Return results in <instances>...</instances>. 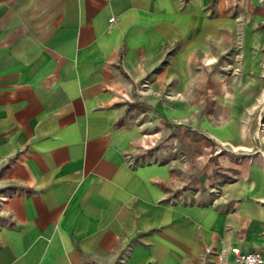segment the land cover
Wrapping results in <instances>:
<instances>
[{"label": "crops", "instance_id": "1", "mask_svg": "<svg viewBox=\"0 0 264 264\" xmlns=\"http://www.w3.org/2000/svg\"><path fill=\"white\" fill-rule=\"evenodd\" d=\"M263 48L264 0H0V264H264Z\"/></svg>", "mask_w": 264, "mask_h": 264}, {"label": "built area", "instance_id": "2", "mask_svg": "<svg viewBox=\"0 0 264 264\" xmlns=\"http://www.w3.org/2000/svg\"><path fill=\"white\" fill-rule=\"evenodd\" d=\"M109 21L112 18L108 19ZM5 200V196L0 195V209ZM236 261L243 264H260L261 263V255L258 252H245V253H236L235 255Z\"/></svg>", "mask_w": 264, "mask_h": 264}, {"label": "rangeland", "instance_id": "3", "mask_svg": "<svg viewBox=\"0 0 264 264\" xmlns=\"http://www.w3.org/2000/svg\"><path fill=\"white\" fill-rule=\"evenodd\" d=\"M263 50H264V48H263ZM261 101H262V102L264 101V97L261 99ZM256 116H257V120H258V121L261 120V119H263V118H264V111H262V112L257 111ZM258 129H259V127H257V130H258Z\"/></svg>", "mask_w": 264, "mask_h": 264}]
</instances>
